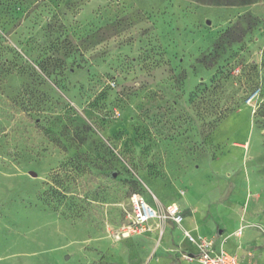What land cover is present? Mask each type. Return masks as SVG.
<instances>
[{
    "label": "rangeland",
    "instance_id": "1",
    "mask_svg": "<svg viewBox=\"0 0 264 264\" xmlns=\"http://www.w3.org/2000/svg\"><path fill=\"white\" fill-rule=\"evenodd\" d=\"M134 193L185 221L120 237ZM237 229L264 249V0H0V264H182Z\"/></svg>",
    "mask_w": 264,
    "mask_h": 264
},
{
    "label": "built area",
    "instance_id": "2",
    "mask_svg": "<svg viewBox=\"0 0 264 264\" xmlns=\"http://www.w3.org/2000/svg\"><path fill=\"white\" fill-rule=\"evenodd\" d=\"M132 223L124 225L118 230L119 236L130 237L140 233L147 232L151 229V223L154 219L167 220L171 218L175 223L181 224L184 216L181 214L180 208L177 204H169L166 207L165 215L163 216L159 211L146 201L145 197L140 193H134L130 196ZM191 242H196L190 233H186ZM242 234V229L237 232V235ZM188 259L192 257L186 255ZM201 264H241V259L238 255L230 253L221 249L215 250V245L206 239L199 243L198 255Z\"/></svg>",
    "mask_w": 264,
    "mask_h": 264
},
{
    "label": "crops",
    "instance_id": "3",
    "mask_svg": "<svg viewBox=\"0 0 264 264\" xmlns=\"http://www.w3.org/2000/svg\"><path fill=\"white\" fill-rule=\"evenodd\" d=\"M146 199V198H145ZM147 201V199H146ZM149 202V201H148ZM150 203V202H149ZM176 204V203H173ZM153 205V204H151ZM178 205V204H177ZM181 211V209H180ZM182 213V211H181ZM185 220L183 219V222ZM158 222L157 219H154L152 221L151 224ZM168 227H165L164 229L161 228L159 229V235L164 236L167 232H168ZM191 229H193V227H191ZM240 229H237L234 231V237L230 238L228 237L227 239H223L220 244L217 242L215 245V250L216 251H220L221 249L225 250V251H229L230 253L236 254L238 255V257L241 259V264H264V249L263 248H258L253 252H247L246 250V246L248 245L246 242V238L245 236L243 237V229H242V234L241 235H237V232ZM180 232V233H179ZM182 231L180 230H176V234H179L178 236H182ZM229 232L228 230L226 231V233ZM146 233V232H144ZM180 242L182 245L186 246L189 250L185 253L183 252V256L185 258L186 255L192 257V259H189L193 262H186L184 261L182 264H201L199 259L197 258L198 255V250H192L193 248H195V246H192L191 244L188 243V239H186L185 237L183 239H180ZM188 259V258H187Z\"/></svg>",
    "mask_w": 264,
    "mask_h": 264
}]
</instances>
